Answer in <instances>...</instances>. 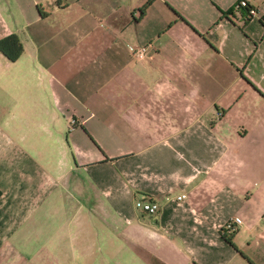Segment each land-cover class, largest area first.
Instances as JSON below:
<instances>
[{
  "label": "crops",
  "instance_id": "1",
  "mask_svg": "<svg viewBox=\"0 0 264 264\" xmlns=\"http://www.w3.org/2000/svg\"><path fill=\"white\" fill-rule=\"evenodd\" d=\"M237 1L0 0V264H264V0Z\"/></svg>",
  "mask_w": 264,
  "mask_h": 264
},
{
  "label": "built area",
  "instance_id": "2",
  "mask_svg": "<svg viewBox=\"0 0 264 264\" xmlns=\"http://www.w3.org/2000/svg\"><path fill=\"white\" fill-rule=\"evenodd\" d=\"M57 1V0H56ZM234 9H245L246 14L248 17H252L255 15L254 11L252 9H248L246 7V4L244 3V1L239 0L237 1L234 6ZM127 52L128 55L131 59L133 60H141L145 57V53H146V46H139V47H131V46H127ZM184 198L183 195L177 196L175 197V201H180ZM133 207L140 211L141 213L148 215V216H153L156 212V205L154 203L151 202H147L145 200H136L133 203ZM239 223L238 219L236 218H232L231 220H229L228 222H226L223 226V230L225 232H230L232 227L234 225H237Z\"/></svg>",
  "mask_w": 264,
  "mask_h": 264
},
{
  "label": "trees",
  "instance_id": "3",
  "mask_svg": "<svg viewBox=\"0 0 264 264\" xmlns=\"http://www.w3.org/2000/svg\"><path fill=\"white\" fill-rule=\"evenodd\" d=\"M20 54V45L17 41V38L14 35H8L0 39V55L8 62H13L16 60ZM222 239L229 243V238L224 237L221 234Z\"/></svg>",
  "mask_w": 264,
  "mask_h": 264
},
{
  "label": "rangeland",
  "instance_id": "4",
  "mask_svg": "<svg viewBox=\"0 0 264 264\" xmlns=\"http://www.w3.org/2000/svg\"><path fill=\"white\" fill-rule=\"evenodd\" d=\"M3 151H4V149H2ZM1 155V154H0ZM3 155V157H4V153L2 154ZM30 246H33V243L32 242H30Z\"/></svg>",
  "mask_w": 264,
  "mask_h": 264
}]
</instances>
